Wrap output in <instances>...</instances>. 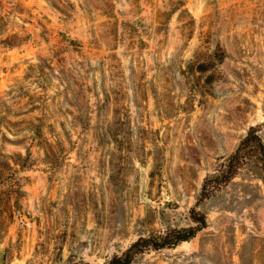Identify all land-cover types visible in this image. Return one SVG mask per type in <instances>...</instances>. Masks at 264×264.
Listing matches in <instances>:
<instances>
[{
	"label": "rangeland",
	"instance_id": "rangeland-1",
	"mask_svg": "<svg viewBox=\"0 0 264 264\" xmlns=\"http://www.w3.org/2000/svg\"><path fill=\"white\" fill-rule=\"evenodd\" d=\"M264 0H0V264H264Z\"/></svg>",
	"mask_w": 264,
	"mask_h": 264
},
{
	"label": "trees",
	"instance_id": "trees-1",
	"mask_svg": "<svg viewBox=\"0 0 264 264\" xmlns=\"http://www.w3.org/2000/svg\"><path fill=\"white\" fill-rule=\"evenodd\" d=\"M258 130V127L251 126L235 150L222 159L213 172L204 177L198 197L199 201L210 197L226 185L238 173L239 168L251 158H255L259 163L264 179V141ZM190 216L196 225L189 228L172 229L158 238L139 237L126 251L121 255H114L106 264H130L135 254L145 248L175 246L183 240H188L206 225V216L195 207L190 209Z\"/></svg>",
	"mask_w": 264,
	"mask_h": 264
}]
</instances>
